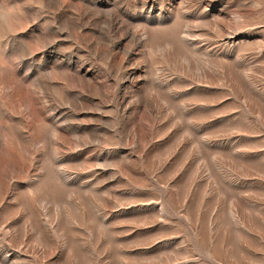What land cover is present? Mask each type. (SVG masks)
Returning <instances> with one entry per match:
<instances>
[{"label":"rangeland","instance_id":"rangeland-1","mask_svg":"<svg viewBox=\"0 0 264 264\" xmlns=\"http://www.w3.org/2000/svg\"><path fill=\"white\" fill-rule=\"evenodd\" d=\"M0 264H264V0H0Z\"/></svg>","mask_w":264,"mask_h":264}]
</instances>
